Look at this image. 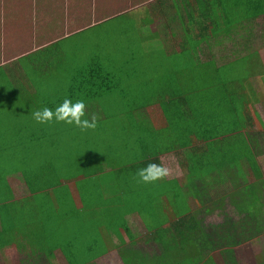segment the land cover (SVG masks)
Listing matches in <instances>:
<instances>
[{"label":"trees","instance_id":"obj_1","mask_svg":"<svg viewBox=\"0 0 264 264\" xmlns=\"http://www.w3.org/2000/svg\"><path fill=\"white\" fill-rule=\"evenodd\" d=\"M249 1L250 7L241 0H219L220 12L216 0L208 7L204 0H157L145 11L144 7L134 9L95 26H105L98 32L101 40L95 51L98 55L94 54L98 60H73L63 47L66 40L90 28L21 59L30 64L29 76L38 87L37 92H29L30 98L43 94L33 111L48 105L55 111L66 98L85 102L82 119L95 116L93 105L107 110L127 107L129 121L133 128L139 123L141 133L128 128L125 139L141 141L119 143L130 148L131 157L118 168L108 163L116 156L107 146L102 151L97 141L93 150L74 149L77 162L72 160L75 156L57 161L46 140L52 131H42V123L35 124L27 114L24 122L29 123V131L16 129L10 135L2 131V137L23 141L24 146L10 159L5 153L9 149L0 143V248L12 245L13 237H24L31 250L19 241V264H42V254L55 264L52 260L59 252L69 264H97L111 251H117L125 264H218L212 252L219 240L225 264H236V224L255 223L251 227L255 232L264 214V166L257 149L261 142L251 136L258 123L264 129L256 108L264 98L251 84L260 71L255 62L258 54L250 53L254 43L264 42V27L258 28L259 22L255 26L264 16V0ZM170 17L175 24L168 21ZM127 19L134 20L127 23ZM115 20L121 29L106 26ZM180 23L185 32L173 33ZM116 34H122L124 42L118 43ZM172 38L182 51H169ZM221 43H228L227 51L215 52ZM203 44L210 48L204 59L197 52ZM187 45L195 51L183 49ZM115 48L117 58L129 60L130 67L122 70L127 76L109 80L118 65L109 57L105 69L100 52ZM126 52L134 53L133 57L127 58ZM249 73L251 80L246 81ZM144 90L147 96L138 100ZM62 91L67 93L61 95ZM130 110L137 111L139 118ZM123 114L110 115L113 129L122 124ZM168 156H177L182 178L164 176L149 183L140 179L139 170L150 163L167 167ZM84 157L85 180H78L77 173L69 178L58 176L73 163L83 166L80 159ZM9 177L26 183L21 199L12 198ZM106 199L110 207L104 219L105 213L97 212L94 204ZM135 218L141 219V232L131 228ZM106 221L112 225L109 233L117 235L116 245L97 239V229Z\"/></svg>","mask_w":264,"mask_h":264},{"label":"crops","instance_id":"obj_2","mask_svg":"<svg viewBox=\"0 0 264 264\" xmlns=\"http://www.w3.org/2000/svg\"><path fill=\"white\" fill-rule=\"evenodd\" d=\"M123 1H129V0H116L117 4H121ZM145 1V0H144ZM157 0H152L150 3L142 5V7H132L128 9L125 12L132 11V10H139L142 9L145 11V7H149V5L153 4ZM206 2V7H208V4L212 0H204ZM222 1V0H220ZM92 2V4H90ZM130 2V1H129ZM90 4L92 7L86 6V4ZM112 0H0V68L4 69H10L13 70L14 66H17V72L16 76L12 77L11 84H17L20 87L16 86V93L24 94L26 95L27 101V108L22 110V112L15 114V117L13 121L10 123L11 125H15L17 127L18 123H23L25 125V118L26 116H32L31 113L34 110L35 103L34 98L32 94L29 92H34L35 88V79L32 76L24 75L23 73V66L21 65V59H24V57L30 53H37V51L43 49L44 47L50 46L53 43H56L58 41H61L63 39H66L67 37H71V35H75L82 30H86L91 27H95L96 25L102 24L103 21L109 20L116 15H107L103 14L105 16V19H103L100 22H93L90 24V22L84 24L86 19L94 18L96 21L97 18H103V15L100 14V16L97 17V8L95 6L101 7L99 11L104 10V7L107 4H111ZM217 8H219V11H223L222 5H219V0H216ZM243 6H249L251 2L249 0H241L240 2ZM237 5V3H235ZM94 6V8H93ZM122 12V13H125ZM120 13V14H122ZM139 15H143L140 14ZM178 18V17H177ZM168 21L172 24H175V19L173 17H170ZM255 26H257V23L259 22L261 27H264V16L259 17L255 21ZM187 23V22H186ZM71 24L78 25L75 28H71ZM250 25H254L251 23ZM152 27L156 28L157 23H152ZM171 26V25H170ZM255 28V27H254ZM192 29V28H191ZM177 32H185V29L180 23V25L175 28L173 33ZM9 35V37H7ZM20 37H26L27 39L20 38ZM18 39V40H17ZM171 46L169 51H182L181 48L178 47L177 43L175 42V39H171ZM184 41H182L183 43ZM232 44V43H230ZM184 45V44H183ZM233 45V44H232ZM236 44L235 46H237ZM228 43H221L217 44L214 51L218 53L226 52L227 51ZM182 47V44H181ZM252 49L250 50V53H257L258 57L256 59L257 64L261 63V67H258L257 77L252 79V85H254L257 89L259 94L264 98V74H261L262 71L264 72V42H256L252 45ZM183 49L186 50H194V47L187 45L183 47ZM168 51V52H169ZM200 56V58H205V56H208L210 53V48L206 44H203L200 49L197 50ZM196 52V53H197ZM197 53V54H198ZM98 57H95L94 60H98ZM203 61V60H202ZM194 62V61H193ZM241 85V84H240ZM108 92V91H107ZM53 103H55L53 101ZM257 105H261L264 107V103H257ZM49 106V105H48ZM47 106V107H48ZM54 109V108H52ZM258 109V108H257ZM87 110L90 111L91 109L87 107ZM114 109H102L101 106L98 104L95 106L93 105V114L98 115L99 119L105 118L108 120V115L114 114ZM261 115V112H259ZM27 114V115H26ZM26 115V116H25ZM262 116V115H261ZM28 117V119L30 118ZM33 120V119H32ZM53 122V127L51 130L49 121L46 123H42V131L51 132L49 138H46L47 142L51 145V149L55 153V159L57 161H66L69 159H72L74 156L72 153H74V149L80 147L83 149V151L93 150L96 147V142L94 141V129H88L82 131L79 127H72V125H69L63 121H61V124L57 123L56 120H51ZM69 125V127H67ZM2 131L8 132V128H3V125H0V143L7 147L9 151L7 150L5 153L6 155L12 159L15 152H18L19 148H23L24 142L23 141H16L12 140L9 137H2ZM264 144V141H263ZM46 145V144H45ZM49 147L46 145V148ZM73 148V150H72ZM5 156L7 159L8 157ZM86 157L80 159V164H82L83 168H78L79 176L78 180H85L87 178V171L85 167H87ZM260 161L264 159V156L259 157ZM33 163L34 161L31 160ZM64 163V162H62ZM56 168H62L60 165H57ZM78 174V173H77ZM12 183L22 179L10 177ZM9 178V179H10ZM22 183H25L22 181ZM26 184V183H25ZM12 187V184H11ZM88 189L92 187V184L87 186ZM13 188V187H12ZM84 188H86V185L84 184ZM78 190V189H74ZM73 190V191H74ZM22 191V195L25 194L27 191V187L25 185L24 190ZM79 191V190H78ZM79 195V192H76ZM28 194V193H27ZM26 194V195H27ZM92 202V201H91ZM113 205V203H112ZM82 206V205H80ZM108 207L110 205L107 204V199L104 201H101L97 204H94V208L97 212L102 211V213H105L104 219L107 217L108 214ZM137 219V218H135ZM101 224L99 229H97V239L106 242L109 245H116L118 242L117 235L114 233H109V230H107L108 227L112 226L110 223L107 224ZM140 220H135L134 223L131 225V228L134 230L137 229L139 231V227H137L138 224H141ZM48 225L46 222H44L43 225ZM99 225V224H98ZM168 226V224L166 225ZM44 227V226H42ZM106 228V230H105ZM142 228V225H141ZM140 232V231H139ZM36 236H34L35 238ZM9 247H1L0 248V263L2 262L3 258L8 259L10 255L13 254H21L22 258V252L20 251V242H25L27 247L30 249V246L27 244L24 237L22 238H11ZM39 241V239H38ZM125 241L127 245L130 242L129 237H125ZM31 250V249H30ZM110 251V250H109ZM114 251L109 252L106 254L105 258ZM42 258H47L45 254L41 255ZM41 258V259H42ZM21 260V259H20ZM19 260V262H20ZM19 262L17 264H19ZM32 264V263H30Z\"/></svg>","mask_w":264,"mask_h":264},{"label":"rangeland","instance_id":"obj_3","mask_svg":"<svg viewBox=\"0 0 264 264\" xmlns=\"http://www.w3.org/2000/svg\"><path fill=\"white\" fill-rule=\"evenodd\" d=\"M115 1L116 0H112V3L107 4L106 6L108 7H104V10L102 11H99L101 7L95 6L97 8L96 10L97 17L100 16V14L102 15L103 14H107V15L120 14L122 12L127 11L128 9L132 7L137 8L139 7V5L140 7H142V5H144L143 3L148 4L152 0H145V1L144 0H129L130 2L123 1L121 2V4H117V2ZM90 4H92V2H90ZM90 4L87 3L86 6L91 8L92 6ZM103 19H105L104 15H103V18H97L96 21H94L95 20L94 18H91V19L89 18V19H86L84 24L88 22H90V24L93 22L97 23V22L102 21ZM133 20L134 19H127L126 22L130 23ZM118 24L120 23L117 20H115V21H111V23L107 24L106 26L110 28H113L114 26L115 28L121 29L123 26L120 27V25ZM71 25H72L70 26L71 28H75L78 26L76 24H71ZM102 29H105V26L104 28L102 26L93 27V28L86 30V32L81 35H76V37H72L71 39L66 40V42L63 43V47L64 49H67L68 56L71 57L73 60H76L77 58L81 57V58H84L86 62L88 59H94L95 58L94 54L98 55L97 52L95 51L98 49V46L100 44L99 41L101 40L100 35L98 37V32H101ZM7 37H9V35H7ZM20 38L27 39L26 37H20ZM115 39L118 40V43L124 42V37L122 34L121 35L116 34ZM132 54L134 53L126 52L123 55H128L127 58H130V57H133ZM117 56L119 55L116 51V48L113 51L111 50L108 52H100V58L102 57V61L101 60L100 61L102 63V66L105 69H107L109 66V59H110L109 57H112V59H114L115 64L118 65V67L112 71L113 73L109 77V80H114L116 78L119 79L121 77L127 76V74L122 73V70L124 67H126L129 60L124 61L123 58H119V57L117 58ZM255 62L257 63V61ZM20 63L23 66L24 75H27V76L32 75L31 70H30V64L25 60L21 61ZM90 65L91 64L87 65L86 67ZM258 65L259 67L262 68L261 63H258ZM128 66L130 67V65H127L126 68H128ZM16 72H17V66H14L13 70L4 69V68L0 69V125H3V128L9 129V131L6 132L8 135H10L11 131L16 133V129L22 130L24 128L23 130L24 132V131H29L31 128L29 123L25 124L24 127H21V125H18V127H15V125L10 124L13 121L15 114L20 113L22 112V110L27 108L26 95L13 92L16 90V86H18V88L20 87L17 84H11V81H13L12 77L16 76ZM255 72H257V70H255ZM250 76H251V73L247 74V77L244 79H247L246 81H249L251 80ZM244 84H248V83H244ZM37 88L38 87L35 85V88H34L35 92H37ZM41 88H43V86H41ZM66 93L67 92L62 91L61 95H64ZM146 96H147V91L144 90L142 93L138 94L136 98L140 100V99H145ZM34 99H35V103L42 101L43 94H39V95L34 94ZM254 101H257V100H254ZM102 102L105 103V98H103ZM257 108L261 112L262 119L264 121V107L261 105H257ZM121 110L125 112V114H123ZM121 110H115V113L123 114V116L121 117L122 124H119V127H117L116 129H113L114 125H113L112 120L114 117H111L109 114V117L107 116L108 120H106L105 118L98 119L99 116L95 115L96 127L94 128V138H96L94 139V141H97L99 143V145L101 146V150L104 152L106 150V146L108 147L109 153H113L117 159V160H109L108 163H110L111 165L115 164L114 166L116 167L119 166L118 168L121 167V163L122 164L127 163L131 157L130 148H123V143H122V146L119 143L129 142L130 144H134V142H136L135 140H137L135 139L134 141L133 140L130 141L128 139H125V136H124L125 131L128 128H130L135 133H141L139 129L140 124L137 123V128H133V124H131V122L129 121V118H128L130 114V112H128L129 108L125 107V109L121 108ZM131 112L134 113V115H136V117L139 118V114L137 111H131ZM33 121L35 124L38 123L34 119ZM49 125H50V129L53 130L52 121H49ZM257 125H256L257 128H255V131L251 133V136H254L256 138L255 139L256 142L257 141L259 143L261 142L260 148H258L257 146V149H258V153L260 157H262L264 155V147H263L264 129L259 127L260 125L259 123ZM120 128L122 130L118 131ZM110 131H112L111 134L106 133ZM138 141H141V140H137V142ZM102 144H104V147L102 146ZM72 160L73 162H77L78 158H76L75 156V158ZM165 162L167 163L166 168L169 170V173L167 175L169 179L176 178V177L177 178L183 177V171L181 169L180 163H178L177 156H172V157L168 156L165 158ZM262 163L264 166V159H262ZM78 164L79 163L77 164L73 163L69 165V167H67L66 170L59 171L58 176L69 178L74 173L80 174L78 171V167H79L77 166ZM67 170H69V172H67ZM12 187H13L12 198L21 199L22 197L25 196V195H22V191H21V190H24L25 183H22V181L17 180L12 183ZM75 196H76L75 198L79 197L77 193H75ZM128 197H130V195ZM216 219L217 217L207 218L208 221H217ZM254 224L255 223L251 224L250 222H247V221H244V222L241 221L238 224H236L238 226V229L236 228L237 236L234 237V241H233L235 242V246L233 247V252H234L233 256L235 257L236 264H261L263 262V258H264V214H263L262 225L258 226V229L255 230V232L251 230L252 229L251 227ZM137 227H139V231L141 232L142 231L141 224H138ZM224 233L226 234V232H224L223 230V234ZM217 242H218V248L214 249L212 253L213 255L215 254L217 255L216 258H217L218 264H225V257L223 258L221 257L220 249H219V246L222 244V242H220L219 240ZM20 259H21V254H13V255H10L8 259L3 258L0 264H17ZM48 261L49 260L47 258H42V264H49L50 261L49 262ZM52 261L55 264H69L66 257H64V255L60 252L56 253V258ZM96 263L97 264H125V262L123 261L120 254L117 251H114L113 253L109 254L107 258L103 257L99 260H96ZM32 264H34V261H32Z\"/></svg>","mask_w":264,"mask_h":264},{"label":"clouds","instance_id":"obj_4","mask_svg":"<svg viewBox=\"0 0 264 264\" xmlns=\"http://www.w3.org/2000/svg\"><path fill=\"white\" fill-rule=\"evenodd\" d=\"M86 104L83 100H78L75 103L70 98L64 99L63 103L55 108L53 111L49 107H44L33 111L32 117L39 123H46L55 119L56 121H63L67 124H75L82 131L94 129L96 127V118L93 116L91 120L85 117ZM169 170L163 165L150 163L147 167L139 170L138 175L140 179L149 183L156 181L164 176H167Z\"/></svg>","mask_w":264,"mask_h":264}]
</instances>
